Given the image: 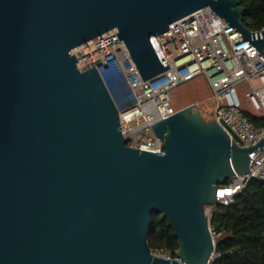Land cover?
Wrapping results in <instances>:
<instances>
[{
	"label": "water",
	"instance_id": "95a60500",
	"mask_svg": "<svg viewBox=\"0 0 264 264\" xmlns=\"http://www.w3.org/2000/svg\"><path fill=\"white\" fill-rule=\"evenodd\" d=\"M206 7L264 53L241 0H0V264H181L150 248L154 213L178 258L212 263L204 207L264 137L240 147L194 103L153 123L165 154L129 147L109 76L73 51L117 29L150 80L169 69L157 36Z\"/></svg>",
	"mask_w": 264,
	"mask_h": 264
},
{
	"label": "built area",
	"instance_id": "2783aa9c",
	"mask_svg": "<svg viewBox=\"0 0 264 264\" xmlns=\"http://www.w3.org/2000/svg\"><path fill=\"white\" fill-rule=\"evenodd\" d=\"M169 28L156 38L169 69L150 80H145L117 29L73 50L80 70L96 64L103 77L109 76L112 87L114 76L118 85L114 101L127 145L165 154L164 141L152 131L153 123L179 111L172 104V91L198 77L209 86L212 119L240 147L258 143L264 137V125H255L245 111L264 119V53L210 7L177 20ZM249 156L252 171L236 173L229 184L219 186L217 206L230 205L253 179L264 180V149L258 148ZM217 206L204 207L210 222ZM210 229L217 241L220 234L212 224ZM153 252L187 264L170 252Z\"/></svg>",
	"mask_w": 264,
	"mask_h": 264
},
{
	"label": "trees",
	"instance_id": "16d2710c",
	"mask_svg": "<svg viewBox=\"0 0 264 264\" xmlns=\"http://www.w3.org/2000/svg\"><path fill=\"white\" fill-rule=\"evenodd\" d=\"M241 4L247 8L244 24L252 31L264 28V0H241ZM245 115L255 125H264L263 118L247 111ZM211 224L220 234L211 264H264V180L253 179L230 205L217 206ZM148 242L153 251L177 256L178 240L162 215L152 214Z\"/></svg>",
	"mask_w": 264,
	"mask_h": 264
},
{
	"label": "rangeland",
	"instance_id": "374dc122",
	"mask_svg": "<svg viewBox=\"0 0 264 264\" xmlns=\"http://www.w3.org/2000/svg\"><path fill=\"white\" fill-rule=\"evenodd\" d=\"M172 95V104L176 109L181 110L195 103L196 108L207 122L212 119L214 104L210 100V89L203 77L176 87Z\"/></svg>",
	"mask_w": 264,
	"mask_h": 264
},
{
	"label": "bare ground",
	"instance_id": "6f19581e",
	"mask_svg": "<svg viewBox=\"0 0 264 264\" xmlns=\"http://www.w3.org/2000/svg\"><path fill=\"white\" fill-rule=\"evenodd\" d=\"M111 80H113V88L116 90V92L118 91V85L116 84L115 78L113 75H111Z\"/></svg>",
	"mask_w": 264,
	"mask_h": 264
}]
</instances>
